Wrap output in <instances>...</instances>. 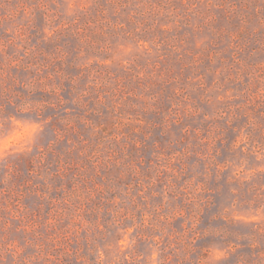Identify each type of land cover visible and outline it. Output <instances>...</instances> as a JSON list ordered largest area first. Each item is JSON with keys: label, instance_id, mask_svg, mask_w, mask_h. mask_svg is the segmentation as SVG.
<instances>
[{"label": "rangeland", "instance_id": "1", "mask_svg": "<svg viewBox=\"0 0 264 264\" xmlns=\"http://www.w3.org/2000/svg\"><path fill=\"white\" fill-rule=\"evenodd\" d=\"M0 264H264V0H0Z\"/></svg>", "mask_w": 264, "mask_h": 264}]
</instances>
